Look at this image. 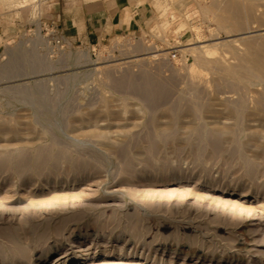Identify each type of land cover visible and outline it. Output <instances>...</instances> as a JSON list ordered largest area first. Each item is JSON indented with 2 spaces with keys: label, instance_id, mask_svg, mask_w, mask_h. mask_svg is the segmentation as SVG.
I'll list each match as a JSON object with an SVG mask.
<instances>
[{
  "label": "rangeland",
  "instance_id": "1",
  "mask_svg": "<svg viewBox=\"0 0 264 264\" xmlns=\"http://www.w3.org/2000/svg\"><path fill=\"white\" fill-rule=\"evenodd\" d=\"M72 2L0 0V264H264V76L228 73L264 0H153L100 44Z\"/></svg>",
  "mask_w": 264,
  "mask_h": 264
},
{
  "label": "crops",
  "instance_id": "2",
  "mask_svg": "<svg viewBox=\"0 0 264 264\" xmlns=\"http://www.w3.org/2000/svg\"><path fill=\"white\" fill-rule=\"evenodd\" d=\"M70 16H55L59 26L69 28L74 39L100 44L131 34L139 27L140 13L153 0H71ZM61 3L59 4L60 7ZM61 11V10H60ZM59 11V12H60Z\"/></svg>",
  "mask_w": 264,
  "mask_h": 264
},
{
  "label": "bare ground",
  "instance_id": "3",
  "mask_svg": "<svg viewBox=\"0 0 264 264\" xmlns=\"http://www.w3.org/2000/svg\"><path fill=\"white\" fill-rule=\"evenodd\" d=\"M230 11H231V15H233V18L235 20V27L238 28V31H239V29L242 28L243 24L241 23L242 21L240 22V19H239V16H238L239 15L238 14V9L231 8ZM233 29H235V28H233ZM251 31H253V30H251ZM247 44H249V43H247ZM249 49L252 50L251 59H252V64L254 65V66H251L252 69H251V67L250 68H247V67H244V65H243V67L241 66L239 68H235V69L230 70V72H228V73H230V76H233L234 78H237V79L238 78L241 79L242 77H245L247 79H250L251 78V80H252V76L254 78V76H255L254 74L257 71L258 72L260 71V73L263 74L262 76H264V43L260 44L259 46L258 45L256 46V45L250 44ZM253 69H255L257 71L254 72ZM147 89H148L147 92H149V95H153L155 92H157V89H156L155 86H149Z\"/></svg>",
  "mask_w": 264,
  "mask_h": 264
}]
</instances>
